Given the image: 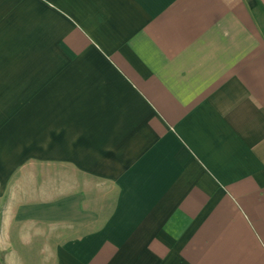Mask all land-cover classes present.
Masks as SVG:
<instances>
[{
  "label": "crops",
  "instance_id": "obj_1",
  "mask_svg": "<svg viewBox=\"0 0 264 264\" xmlns=\"http://www.w3.org/2000/svg\"><path fill=\"white\" fill-rule=\"evenodd\" d=\"M0 264H264V0H0Z\"/></svg>",
  "mask_w": 264,
  "mask_h": 264
}]
</instances>
